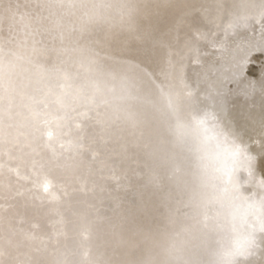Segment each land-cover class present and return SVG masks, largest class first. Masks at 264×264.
Here are the masks:
<instances>
[{
	"label": "bare ground",
	"instance_id": "1",
	"mask_svg": "<svg viewBox=\"0 0 264 264\" xmlns=\"http://www.w3.org/2000/svg\"><path fill=\"white\" fill-rule=\"evenodd\" d=\"M0 264H264V0H0Z\"/></svg>",
	"mask_w": 264,
	"mask_h": 264
},
{
	"label": "rangeland",
	"instance_id": "2",
	"mask_svg": "<svg viewBox=\"0 0 264 264\" xmlns=\"http://www.w3.org/2000/svg\"><path fill=\"white\" fill-rule=\"evenodd\" d=\"M250 67H252V68H253V67H256V64H255V63H252V64L250 65ZM249 70L251 71L250 68L248 69V72H250Z\"/></svg>",
	"mask_w": 264,
	"mask_h": 264
}]
</instances>
